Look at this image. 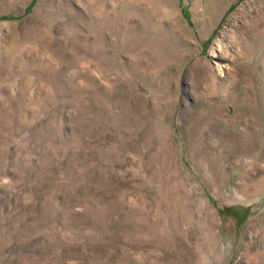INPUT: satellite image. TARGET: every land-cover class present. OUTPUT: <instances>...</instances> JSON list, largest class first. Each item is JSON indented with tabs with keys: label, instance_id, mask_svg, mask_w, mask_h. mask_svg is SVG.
I'll use <instances>...</instances> for the list:
<instances>
[{
	"label": "rangeland",
	"instance_id": "rangeland-1",
	"mask_svg": "<svg viewBox=\"0 0 264 264\" xmlns=\"http://www.w3.org/2000/svg\"><path fill=\"white\" fill-rule=\"evenodd\" d=\"M0 264H264V0H0Z\"/></svg>",
	"mask_w": 264,
	"mask_h": 264
},
{
	"label": "trees",
	"instance_id": "trees-1",
	"mask_svg": "<svg viewBox=\"0 0 264 264\" xmlns=\"http://www.w3.org/2000/svg\"><path fill=\"white\" fill-rule=\"evenodd\" d=\"M219 213L221 216H226V215L232 216V218L236 219L241 224L247 217L249 213V209L242 208L239 206L223 207L222 209H219Z\"/></svg>",
	"mask_w": 264,
	"mask_h": 264
}]
</instances>
